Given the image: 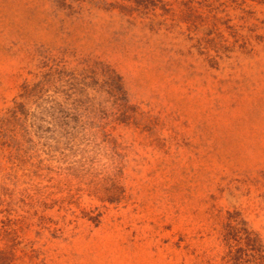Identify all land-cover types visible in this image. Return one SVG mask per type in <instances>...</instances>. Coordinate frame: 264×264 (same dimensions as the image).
Instances as JSON below:
<instances>
[{
    "label": "rangeland",
    "instance_id": "1",
    "mask_svg": "<svg viewBox=\"0 0 264 264\" xmlns=\"http://www.w3.org/2000/svg\"><path fill=\"white\" fill-rule=\"evenodd\" d=\"M228 212L264 241V0H0V264H219Z\"/></svg>",
    "mask_w": 264,
    "mask_h": 264
},
{
    "label": "trees",
    "instance_id": "2",
    "mask_svg": "<svg viewBox=\"0 0 264 264\" xmlns=\"http://www.w3.org/2000/svg\"><path fill=\"white\" fill-rule=\"evenodd\" d=\"M108 93L126 100L121 76L109 70ZM8 231V230H6ZM225 252L219 264H264V241L261 235L247 225L239 214L228 212L221 232Z\"/></svg>",
    "mask_w": 264,
    "mask_h": 264
}]
</instances>
